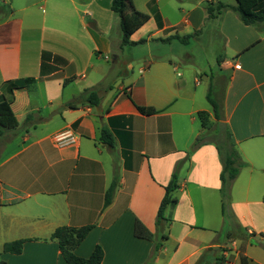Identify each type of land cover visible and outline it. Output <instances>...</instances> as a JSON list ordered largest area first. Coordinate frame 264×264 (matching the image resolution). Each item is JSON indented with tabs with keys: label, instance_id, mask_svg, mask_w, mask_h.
<instances>
[{
	"label": "crops",
	"instance_id": "obj_1",
	"mask_svg": "<svg viewBox=\"0 0 264 264\" xmlns=\"http://www.w3.org/2000/svg\"><path fill=\"white\" fill-rule=\"evenodd\" d=\"M112 2L0 0V96L9 97L7 82L36 80L14 90L18 127L0 136V262L67 264L52 234L93 226L75 254L89 258L100 245L102 264H196L211 248L222 249L225 264H242V256L264 264L263 248L249 242L264 245V23L243 24L236 1L175 3L166 14L160 0H134L151 18L131 41L147 42L121 49ZM207 2L229 8L208 18ZM171 36L192 37L187 44L154 41ZM44 53L52 58L44 62ZM101 83L99 106L75 101ZM209 89L220 105L218 123L247 164L233 184L227 217L223 164L198 117L205 111L215 120L206 107ZM102 128L113 146L102 143ZM178 165L175 202L165 211L167 238H136L137 221L156 234ZM231 217L244 238H232ZM16 240H27L23 253H4Z\"/></svg>",
	"mask_w": 264,
	"mask_h": 264
},
{
	"label": "trees",
	"instance_id": "obj_2",
	"mask_svg": "<svg viewBox=\"0 0 264 264\" xmlns=\"http://www.w3.org/2000/svg\"><path fill=\"white\" fill-rule=\"evenodd\" d=\"M236 7L234 8L239 16L240 20L246 26H253L256 24L264 23V0H235ZM227 5L223 3H206V11L208 18H215L217 15L221 14L222 11L228 9ZM152 9L154 11V16L159 28L163 27L162 17L156 8L154 2H152ZM112 11L120 19V28L122 32V43L121 49L125 47H133L145 44L147 40H141L139 42H132L131 37L140 30L144 25H146L150 20V15L138 11L135 8L134 0H113L112 2ZM192 36L179 37L171 36L167 39H154V41L159 42H172L173 40H179L182 43H188ZM52 54L44 53L43 61L51 59ZM118 56L112 54V60H117ZM123 68L124 65L122 64ZM71 80L65 82L67 84ZM36 82L33 78L17 80L15 82L5 83L6 91L9 94V97L4 95L0 96V136L3 135L6 131H12L18 127V121L15 114L12 110L13 102V92L16 89H23L33 85ZM102 84L93 89L85 90L75 101L78 103L85 102L91 106H99L101 103L100 92L102 89ZM207 100L210 103L214 118L218 122L220 117V105L211 96V89L207 94ZM68 106L74 107L73 103H69ZM139 111L144 115L154 114V110L138 107ZM198 117L201 120L203 128L206 130L207 138L211 136L212 133H209V113L202 111L198 113ZM217 131L214 130L213 133ZM101 141L105 145L113 146L114 138L112 133L107 128H102ZM208 142V141H205ZM212 142V141H210ZM215 142V141H213ZM202 143H197L195 148L199 147ZM216 148L219 153L220 159L223 164V171L221 174L222 181V198H223V215L227 217V209L231 201V193L234 182L238 179L241 171L247 167V164L242 160L241 155L237 151L233 140L232 134L227 129L226 130V141L225 144L220 145L216 143ZM180 165L177 166L176 171L173 175V178L170 184L165 188L166 194L161 202L157 219H156V234L150 233L144 225L137 221L135 225V237L139 239H144L148 241H155L156 237H161V239H166L164 235L165 227L169 222L165 217V211L168 206L175 202L172 197V193L178 188V171ZM117 187V179H114L109 191L106 194L105 205H109L112 202L114 192ZM228 205V206H227ZM93 226H85L81 228L73 227H60L52 234L51 240L56 241L59 245V249L62 255V258L67 264H102L104 260V250L100 245H97L89 258H82L75 254V250L82 242L88 237L90 232L93 230ZM27 240H16L8 242L4 245L3 252L6 254L21 255L23 253L24 245ZM251 245L261 246L264 250V245L258 243L254 239L250 241ZM161 244L156 247V253L159 251ZM222 252V249H208L205 251L196 264H225L227 259L224 256H220L219 253ZM150 261H153V257ZM242 264H247L246 258L241 257ZM151 263V262H150ZM0 264H6V262L1 261Z\"/></svg>",
	"mask_w": 264,
	"mask_h": 264
},
{
	"label": "rangeland",
	"instance_id": "obj_3",
	"mask_svg": "<svg viewBox=\"0 0 264 264\" xmlns=\"http://www.w3.org/2000/svg\"><path fill=\"white\" fill-rule=\"evenodd\" d=\"M139 2H142V1H146V0H138ZM161 1V6L163 7L164 11L167 13L170 12V7L173 5L175 6V3H178V4H188V3H191V2H199V0H160ZM221 1H224V2H235V0H221ZM2 7H5L4 4L2 3L1 4ZM114 16L116 17L117 19V16L114 14ZM119 19V18H118ZM117 25H115V29H114V32H113V36L114 38L117 37L119 35L120 32V24H119V20H117ZM118 38V37H117ZM212 48L213 49H216V46L215 44L212 45ZM218 48V46H217ZM116 52H119L120 49L118 46H116L115 48ZM201 55H202V52H201ZM216 66L217 65H214V72L217 71L216 69ZM203 77H208L207 74H204ZM209 92V90H208ZM207 92V93H208ZM206 107L212 111V107L210 105V103H206ZM209 118H210V121H209V125H210V129H209V133H212L211 136L207 137L206 139L209 140V141H215L216 143H219L220 145H223L225 144V141H226V127L224 124L222 123H218L217 121H215L214 119L211 118V115H209ZM216 130L217 132L213 133V131ZM228 206V205H227ZM229 227L232 229V238H244L245 236L243 235V232L237 228V223H236V220L234 219V217H231L229 219ZM245 233V232H244ZM246 242V240H244Z\"/></svg>",
	"mask_w": 264,
	"mask_h": 264
},
{
	"label": "built area",
	"instance_id": "obj_4",
	"mask_svg": "<svg viewBox=\"0 0 264 264\" xmlns=\"http://www.w3.org/2000/svg\"><path fill=\"white\" fill-rule=\"evenodd\" d=\"M237 69H240L241 68V65L240 64H236L235 65Z\"/></svg>",
	"mask_w": 264,
	"mask_h": 264
},
{
	"label": "water",
	"instance_id": "obj_5",
	"mask_svg": "<svg viewBox=\"0 0 264 264\" xmlns=\"http://www.w3.org/2000/svg\"><path fill=\"white\" fill-rule=\"evenodd\" d=\"M204 78V77H203ZM208 77H205L204 80H206ZM206 88H208V85L206 84Z\"/></svg>",
	"mask_w": 264,
	"mask_h": 264
}]
</instances>
